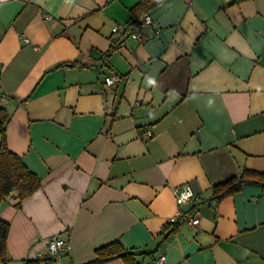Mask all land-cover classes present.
<instances>
[{
	"label": "crops",
	"instance_id": "obj_1",
	"mask_svg": "<svg viewBox=\"0 0 264 264\" xmlns=\"http://www.w3.org/2000/svg\"><path fill=\"white\" fill-rule=\"evenodd\" d=\"M0 108V142L40 181L0 203L6 264L51 235L67 242L60 264L114 241L141 264H264L256 174L211 201L264 174V0H0ZM182 184L197 226L169 222Z\"/></svg>",
	"mask_w": 264,
	"mask_h": 264
},
{
	"label": "trees",
	"instance_id": "obj_2",
	"mask_svg": "<svg viewBox=\"0 0 264 264\" xmlns=\"http://www.w3.org/2000/svg\"><path fill=\"white\" fill-rule=\"evenodd\" d=\"M5 120L6 116L4 114V110L3 108H0V124H2ZM249 174H256L258 182L264 184V174L252 171H243L241 176L232 177L227 181L214 186V196L211 201L217 202L227 193L239 188L241 184L247 180V175ZM223 184L229 185L224 187ZM39 187L40 181L37 176L24 166L16 154L8 151L3 133L0 142V203L11 193H16L18 198L22 199L35 192ZM198 202L199 200L193 203V206L197 205ZM8 230V223L0 219V262L2 264H6V243ZM143 255V252L136 251L134 249H126L118 241H114L98 247L95 250V258L85 264H102L114 258H120L123 264H141L139 258ZM52 262L53 260L51 259L43 261L30 260L25 262V264H52Z\"/></svg>",
	"mask_w": 264,
	"mask_h": 264
},
{
	"label": "built area",
	"instance_id": "obj_3",
	"mask_svg": "<svg viewBox=\"0 0 264 264\" xmlns=\"http://www.w3.org/2000/svg\"><path fill=\"white\" fill-rule=\"evenodd\" d=\"M45 18H49V16L45 15ZM141 25H149L153 29H156V25L149 15H145L140 22ZM134 31H129V36L131 38L137 39L138 32L137 27H134ZM125 28L119 25H115L112 28L113 33H125ZM120 80L117 75H109L104 78V84L106 87L112 86L115 81ZM151 129L147 128L140 134V138L143 140H147L152 136ZM172 193L175 199V203L177 205V209L175 214L169 219L170 223H177L179 219H183V222L190 224L192 226H197L199 224V217L195 214L185 213L183 207L186 205H190L199 200L197 194L194 193L192 188L188 184H182L178 187H174L172 189ZM67 242L60 235H51L47 239V248L38 252L36 255V260L43 261L47 259L53 260L55 264H60V258L64 252L67 251ZM165 255H159L155 259V264H164L165 263Z\"/></svg>",
	"mask_w": 264,
	"mask_h": 264
}]
</instances>
